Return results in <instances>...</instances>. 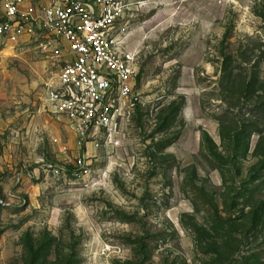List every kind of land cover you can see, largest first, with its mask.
<instances>
[{
	"label": "rangeland",
	"instance_id": "374dc122",
	"mask_svg": "<svg viewBox=\"0 0 264 264\" xmlns=\"http://www.w3.org/2000/svg\"><path fill=\"white\" fill-rule=\"evenodd\" d=\"M42 35L0 39V264H264V0H147L138 101L86 173Z\"/></svg>",
	"mask_w": 264,
	"mask_h": 264
},
{
	"label": "built area",
	"instance_id": "2783aa9c",
	"mask_svg": "<svg viewBox=\"0 0 264 264\" xmlns=\"http://www.w3.org/2000/svg\"><path fill=\"white\" fill-rule=\"evenodd\" d=\"M147 0H0V39L16 43L34 33L55 64L44 82V109L65 120L75 137L77 166L88 138L103 134L105 150L134 109L135 53L122 33ZM60 151L67 145L58 138ZM116 144V142H114Z\"/></svg>",
	"mask_w": 264,
	"mask_h": 264
}]
</instances>
